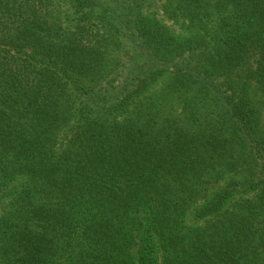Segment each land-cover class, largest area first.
<instances>
[{
	"label": "trees",
	"instance_id": "1",
	"mask_svg": "<svg viewBox=\"0 0 264 264\" xmlns=\"http://www.w3.org/2000/svg\"><path fill=\"white\" fill-rule=\"evenodd\" d=\"M149 4L0 0V264H264V0Z\"/></svg>",
	"mask_w": 264,
	"mask_h": 264
},
{
	"label": "rangeland",
	"instance_id": "2",
	"mask_svg": "<svg viewBox=\"0 0 264 264\" xmlns=\"http://www.w3.org/2000/svg\"><path fill=\"white\" fill-rule=\"evenodd\" d=\"M150 4L143 10V13L146 15L152 16L158 19L162 24H165L174 34L176 35H185V26L186 23L180 18H171L167 15L164 10V4L167 3V0H149ZM56 15L60 18L61 22L64 23L62 17L64 16L65 11L68 10V5H64L63 2H58L54 7ZM162 80L158 82V86L154 87L153 90H158L163 84L166 83L168 77L163 75ZM260 99L264 100V97L261 96ZM262 120L264 123V107L262 108ZM1 214V212H0Z\"/></svg>",
	"mask_w": 264,
	"mask_h": 264
}]
</instances>
